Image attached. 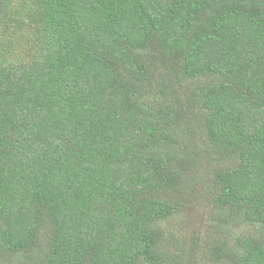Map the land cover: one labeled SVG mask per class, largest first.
Returning <instances> with one entry per match:
<instances>
[{
    "label": "trees",
    "instance_id": "16d2710c",
    "mask_svg": "<svg viewBox=\"0 0 264 264\" xmlns=\"http://www.w3.org/2000/svg\"><path fill=\"white\" fill-rule=\"evenodd\" d=\"M0 264H264V0H0Z\"/></svg>",
    "mask_w": 264,
    "mask_h": 264
},
{
    "label": "rangeland",
    "instance_id": "374dc122",
    "mask_svg": "<svg viewBox=\"0 0 264 264\" xmlns=\"http://www.w3.org/2000/svg\"><path fill=\"white\" fill-rule=\"evenodd\" d=\"M188 206H190V208H186L185 211H182V215H180L174 223H176V227L180 228L185 237L194 239V236H202L205 231L206 210H204L201 201L195 204L191 202Z\"/></svg>",
    "mask_w": 264,
    "mask_h": 264
}]
</instances>
